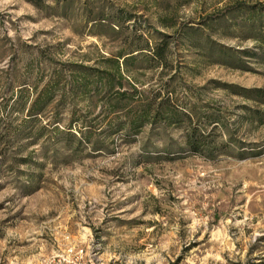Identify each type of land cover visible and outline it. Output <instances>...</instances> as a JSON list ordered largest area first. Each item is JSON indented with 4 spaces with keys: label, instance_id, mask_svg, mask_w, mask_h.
I'll return each instance as SVG.
<instances>
[{
    "label": "rangeland",
    "instance_id": "obj_1",
    "mask_svg": "<svg viewBox=\"0 0 264 264\" xmlns=\"http://www.w3.org/2000/svg\"><path fill=\"white\" fill-rule=\"evenodd\" d=\"M132 51L124 86L168 94L198 153L184 123L107 134L89 72L28 116ZM89 261L264 264V0H0V264Z\"/></svg>",
    "mask_w": 264,
    "mask_h": 264
},
{
    "label": "trees",
    "instance_id": "obj_2",
    "mask_svg": "<svg viewBox=\"0 0 264 264\" xmlns=\"http://www.w3.org/2000/svg\"><path fill=\"white\" fill-rule=\"evenodd\" d=\"M134 51L127 54L119 52L117 57L122 60L120 64L118 60L112 59L103 60L106 66L100 68H87L85 66L74 64L69 72L68 78H60L56 76L53 81H49L36 96L28 109V116L39 115L45 107H47L54 98L56 92H61V95L74 97L76 94H86L89 92L88 72L92 74L90 77L95 81L93 89L96 95L100 96L104 111L109 114H114L113 118H109L105 124L106 132L109 135L123 133L125 136L138 135L145 124L153 126L157 122H162L163 126L187 124L186 134L184 136V144L193 153H198L200 147L205 145L204 135L197 130L198 128L191 127V117L182 109L179 110L172 105V99L168 94L163 97L159 93L146 95L145 92L139 90L134 85H129V89L124 86L125 78L122 72H127L128 67L135 60ZM155 58L162 57V51L157 50L152 53ZM128 55V56H127ZM122 71V72H121ZM62 97V96H61ZM107 115V116H108ZM74 120L73 123H75ZM214 123H218L214 121ZM71 127V126H70ZM215 127V126H214ZM94 126H87L81 122V127L77 131L79 139L77 144L89 143L87 136L91 135V129ZM72 129V128H67ZM56 132L61 133L58 128L54 127ZM72 138L75 136L71 132H66ZM97 151L98 144H91Z\"/></svg>",
    "mask_w": 264,
    "mask_h": 264
},
{
    "label": "built area",
    "instance_id": "obj_3",
    "mask_svg": "<svg viewBox=\"0 0 264 264\" xmlns=\"http://www.w3.org/2000/svg\"><path fill=\"white\" fill-rule=\"evenodd\" d=\"M80 253H81V251H80ZM84 264H91V261H89V262H86V263H84Z\"/></svg>",
    "mask_w": 264,
    "mask_h": 264
}]
</instances>
